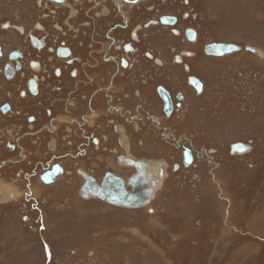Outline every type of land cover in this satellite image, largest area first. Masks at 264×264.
<instances>
[{
  "label": "flooded vegetation",
  "instance_id": "obj_1",
  "mask_svg": "<svg viewBox=\"0 0 264 264\" xmlns=\"http://www.w3.org/2000/svg\"><path fill=\"white\" fill-rule=\"evenodd\" d=\"M242 9L216 10L212 0H0V232L9 215L36 231L30 209L41 218L54 200L131 208L93 191L130 192L134 161L166 169L158 188L176 176L196 186L206 167L217 180L219 147L207 134L225 106L216 102L227 82L217 63L264 61L227 27L228 19L243 27ZM254 67L239 71L242 82L258 78ZM235 142L250 149L232 153ZM253 149L236 140L229 152Z\"/></svg>",
  "mask_w": 264,
  "mask_h": 264
},
{
  "label": "rangeland",
  "instance_id": "obj_2",
  "mask_svg": "<svg viewBox=\"0 0 264 264\" xmlns=\"http://www.w3.org/2000/svg\"><path fill=\"white\" fill-rule=\"evenodd\" d=\"M212 6L243 8V27L232 19L227 27L239 28L234 35L241 42L264 52V0H212ZM251 56L217 63L220 79L227 80L216 98L225 106L221 114L214 109L207 132L219 147L212 158L221 163L214 169L217 180L207 167L196 186L170 177L144 208L94 198L72 208L50 201L41 218L29 211L36 231L21 215H9V231L0 232V264H264V61L252 63ZM257 65L258 78L242 82L239 71ZM236 140H252L254 149L231 154Z\"/></svg>",
  "mask_w": 264,
  "mask_h": 264
},
{
  "label": "water",
  "instance_id": "obj_3",
  "mask_svg": "<svg viewBox=\"0 0 264 264\" xmlns=\"http://www.w3.org/2000/svg\"><path fill=\"white\" fill-rule=\"evenodd\" d=\"M215 46L224 49L223 52H229L237 48L234 44L225 43H217ZM248 149H250V145L244 142H235L231 144L232 153H242ZM133 164L136 166L139 175H136L134 179L130 180V184L132 185V190L130 192L126 191L124 188L122 190V187L117 185V189H113L112 193L102 190L93 191V194L99 195L106 201L126 207L138 208L148 205L152 201L158 185L162 182L166 169L163 166L158 167V165L152 161H134ZM151 170L157 172L156 175L154 174L158 176L156 180H153L154 175ZM89 195L90 194L87 192L86 197Z\"/></svg>",
  "mask_w": 264,
  "mask_h": 264
},
{
  "label": "bare ground",
  "instance_id": "obj_4",
  "mask_svg": "<svg viewBox=\"0 0 264 264\" xmlns=\"http://www.w3.org/2000/svg\"><path fill=\"white\" fill-rule=\"evenodd\" d=\"M230 53V52H229Z\"/></svg>",
  "mask_w": 264,
  "mask_h": 264
}]
</instances>
